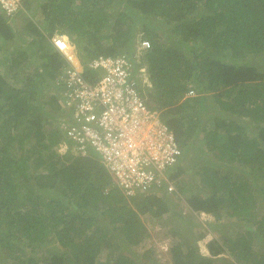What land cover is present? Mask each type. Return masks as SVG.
Returning a JSON list of instances; mask_svg holds the SVG:
<instances>
[{
    "label": "trees",
    "instance_id": "16d2710c",
    "mask_svg": "<svg viewBox=\"0 0 264 264\" xmlns=\"http://www.w3.org/2000/svg\"><path fill=\"white\" fill-rule=\"evenodd\" d=\"M33 1L42 19L24 13L20 26L0 10V264H143L124 249L151 235L141 213L159 219L171 211L160 188L126 196L96 159L51 149L45 155L49 142L65 140L50 135L57 120L47 133L59 108L55 92L48 100L52 110L39 99L47 78L55 82L67 64L50 43L57 29L78 42L91 36L95 46L84 47V62L119 52L134 56L140 35L146 47L138 62L148 68L149 105L173 129L170 121L184 120L181 114L190 111L183 155L170 173L175 181L191 151L202 156L192 143L197 104H218L220 111L211 112L214 126L203 133L211 155L197 162L199 183H192L197 190L187 205L213 214L216 222L224 214L235 217L245 228L233 235L218 231L207 246L213 256L196 244L205 232L192 238V232L181 233L167 253L172 264H213L214 255L226 250L221 259L231 264H264V216L253 215L257 197L264 201V0H130L157 22L137 26L133 16L117 12L106 44L100 31L118 0ZM166 35L170 42L162 40ZM195 40L204 48L197 51ZM193 88L199 94L188 95ZM105 246L108 261L100 257ZM37 248L45 250L44 260L30 254Z\"/></svg>",
    "mask_w": 264,
    "mask_h": 264
},
{
    "label": "built area",
    "instance_id": "2783aa9c",
    "mask_svg": "<svg viewBox=\"0 0 264 264\" xmlns=\"http://www.w3.org/2000/svg\"><path fill=\"white\" fill-rule=\"evenodd\" d=\"M24 8V0H0V10L9 18ZM50 40L67 62L54 84L61 89L58 105L64 111L57 113V123L70 151L98 152L111 185L128 197L172 187L170 173L183 148L162 111L148 103L149 75L138 62L142 49H135V57L119 52L84 62L78 50H69L71 39L65 32L57 29ZM57 40L64 43L63 50Z\"/></svg>",
    "mask_w": 264,
    "mask_h": 264
},
{
    "label": "rangeland",
    "instance_id": "374dc122",
    "mask_svg": "<svg viewBox=\"0 0 264 264\" xmlns=\"http://www.w3.org/2000/svg\"><path fill=\"white\" fill-rule=\"evenodd\" d=\"M118 2H120V5L118 6V4L116 6H111L109 8V11L112 13V16H110L109 20L106 22V25H104L100 31L101 35H104L103 37H101V42L106 44L110 42V38H107L106 35L110 34L112 29H111V25L114 21V19L116 18L115 16L117 15V12L120 11H125L126 13H128V15L133 16L135 19V25L139 26L140 22L144 21H149V23L154 24L155 22H157L156 18H150L147 19L148 17H146L145 14H143L140 10H138L133 4L131 5L130 3H132L130 0H118ZM31 4V5H30ZM30 4L29 7L26 6V9H21L19 10L15 16L12 18V20L18 21L16 22L18 26L21 25V22L19 21L21 18L22 19V15H24V13L27 14V12L30 11V13H28V15L30 14H36L35 10L37 7V3H35L33 0H30ZM128 4V5H127ZM32 9V10H31ZM32 11V12H31ZM42 16H39L38 14L35 15V19H39ZM11 20V22H12ZM13 22V24H14ZM68 35V33H66ZM137 38H136V42L134 44V49H143V47L146 46L145 43H142L143 41H141V39L139 38L140 35L137 34ZM68 37L71 39L70 43L68 44L69 46V50H78L79 55L81 57V53L84 51V47L88 46H95L93 40L91 39V36L88 35L86 37V39L82 40L81 38H79V42L75 41L71 38V36L68 35ZM140 39V40H139ZM82 40V41H81ZM162 40L168 41L170 42L171 39L168 38V36L166 35L165 37L162 38ZM50 43L53 45L54 47V43L50 40ZM195 47H197V51L199 49H203L204 48V44L201 40H195ZM10 46H12L9 42L7 43V48H10ZM48 46H51L50 44ZM55 48V47H54ZM83 50V51H82ZM257 57V56H256ZM82 58V57H81ZM1 64V63H0ZM4 70L3 66L0 65V70ZM148 68L146 67V72L148 73ZM1 70V71H2ZM6 77L9 79L10 74L7 72ZM47 84H45V86L42 88L40 94H39V99H40V104L43 105V103L45 104L44 106L47 108V110H52V106L49 105L50 103L48 102L52 92H56L54 93L56 100L57 98L61 99L62 98V92L61 89L57 88L56 85L54 84V81L52 79H49V77L47 78ZM54 84V85H53ZM149 86L151 87V80L149 79V84L147 86V89L149 88ZM150 89V88H149ZM188 95H197L199 93L196 92V90L193 88L191 89V91L187 92ZM146 95H148L146 93ZM186 97V95L180 100V102L183 101V99ZM179 102V103H180ZM213 106V107H212ZM211 107H209V105L206 103V106H200V104H197L196 106V110L194 111V113H196L193 117V120H196V126L194 129V140H193V144L194 146V150L196 149V147L198 149H200V154L202 153V156H197L195 151H191L187 156L186 159L183 163L184 167L186 168V171L184 173H182L181 177L178 178V180L175 181V179L172 178V182L173 185L168 186V187H164V191L163 189H159L158 193L159 195H163L164 198L167 199L170 207H171V211L164 213V215L162 217H160L159 219L157 218H153L152 216H150V214H148V212L146 213H141L142 219L143 221L146 223L151 235L146 237L143 241H141L140 243L137 244H131L128 245V247H124V249L126 248V251L131 252L132 254H134L138 260L143 263V264H152L155 263V260H158L159 264H172V261L170 260V254L167 253V251L169 250V247L175 243L176 241L179 240L180 238V234L181 233H191L189 234V237L191 235H193L195 233L198 234L199 232H205L206 235L204 237V239L199 240L196 244L199 248V251H201L204 255H208V256H213L212 253L210 252L208 246V242L209 240H211L212 238L216 237V233L219 235L218 231L220 232V234H222L221 230H224L227 233H235V231L238 230H243L245 228H243L242 225H239L241 223L238 222V219H236L235 217H230L227 214H224L221 218V222L220 220H218L216 222V218L214 217L213 214L209 213V212H204V211H194L191 210L188 205V198L190 197V195L197 190L196 187H193V182L195 183V181H197V183H199V178H200V174H197V162L199 161L200 164H203V161H205L206 157L205 155H211V152L209 150H207L206 147V138L205 136H203V133L205 132V127L206 128H211L214 126V118L211 115L212 113L215 112H219L220 108L218 106V104H213ZM56 112L59 114H63L64 111L60 110L59 108H55ZM188 111V113L190 112L189 109L186 110V112ZM186 112L181 114L184 115V120H176V119H172L170 122L172 124V126L174 127V129L177 132V135L179 137L178 141L179 143L182 145H184L185 139L183 140V133L184 130L187 128V121H186ZM221 115L224 116V113L222 112ZM52 119V123L50 125H48L49 128H47V133L50 132V130L53 129L54 125L56 124L57 120V114L56 115H51L50 116ZM54 121V122H53ZM59 126V125H58ZM47 127V126H46ZM50 129V130H49ZM52 132V131H51ZM50 135H54L57 136L59 139H62L63 137V132L61 130L60 127L55 126V130L50 133ZM49 139V138H48ZM192 138H190L191 140ZM62 141L60 140V142H55L51 145V148H49L48 150H46L47 152H45V155H47V153H49L51 150H53L54 152H57V154H61V152L64 153V151L66 150L64 148V146L62 144H60ZM191 143V141L189 142ZM188 143V144H189ZM15 149H17L15 147ZM51 149V150H50ZM91 155V156H90ZM87 158H93L96 159V161H98L99 163H101L103 165V169L104 172L107 173L109 175L108 169L106 168V166L104 165V163L102 162V157L101 155L96 152L94 149H91L89 156L86 155L84 157H82V160H85ZM184 177V178H183ZM184 181V186L181 187L180 182ZM37 191H39V187L36 188ZM183 189V190H182ZM146 191V190H145ZM145 192H141L139 193L144 194ZM259 191L257 192V196H258ZM257 205L255 206V208L253 209V215L256 216H264V201L262 199H259L261 197H257ZM258 218V217H257ZM244 221V220H243ZM214 222V223H213ZM216 222V223H215ZM222 223V224H220ZM214 224V225H212ZM216 224V225H215ZM113 227V225H111ZM115 227V226H114ZM177 227V229H175ZM178 231V232H174V231ZM192 238V237H190ZM56 243V242H55ZM57 245H60L59 243H56ZM107 251L108 248H106V246L103 248L102 252V260L103 261H108V256H107ZM31 255H35L36 257H38L39 259H41L42 255L44 256L45 250L42 249H34L33 253L30 252ZM229 255L228 250L223 251L219 254H217V256L214 255V263L213 264H231L221 258L223 257H227ZM99 257V258H100ZM41 260H44L43 258ZM154 260V261H153ZM6 264H11L12 261L11 260H5ZM158 264V263H155Z\"/></svg>",
    "mask_w": 264,
    "mask_h": 264
},
{
    "label": "crops",
    "instance_id": "0c3cea01",
    "mask_svg": "<svg viewBox=\"0 0 264 264\" xmlns=\"http://www.w3.org/2000/svg\"><path fill=\"white\" fill-rule=\"evenodd\" d=\"M26 6V5H25ZM24 9H26V7L24 8ZM32 12V11H31ZM28 13H30V11L29 12H27V14ZM31 15V14H30ZM12 20V19H11ZM16 22V21H15ZM1 70H2V67H1ZM63 139H65V140H63V142H61L60 144H62L63 146H64V148L66 149L65 151H64V153L65 152H67V151H70V142L68 141V139H66L65 138V136L64 137H62ZM60 142V141H59Z\"/></svg>",
    "mask_w": 264,
    "mask_h": 264
},
{
    "label": "clouds",
    "instance_id": "9594fccd",
    "mask_svg": "<svg viewBox=\"0 0 264 264\" xmlns=\"http://www.w3.org/2000/svg\"><path fill=\"white\" fill-rule=\"evenodd\" d=\"M12 18H13V17H12ZM64 39L66 40L67 37H64ZM56 43H57L58 47H59L61 50L64 49V47H65L64 43L60 42L59 40H57ZM50 97H51V96H50ZM59 154H60V153H59ZM61 154H64V153L61 152Z\"/></svg>",
    "mask_w": 264,
    "mask_h": 264
}]
</instances>
